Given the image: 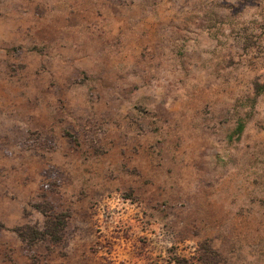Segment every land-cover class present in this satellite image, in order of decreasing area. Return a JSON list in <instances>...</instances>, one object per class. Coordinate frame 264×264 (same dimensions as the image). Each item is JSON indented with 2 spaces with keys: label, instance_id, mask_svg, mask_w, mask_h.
Segmentation results:
<instances>
[{
  "label": "rangeland",
  "instance_id": "1",
  "mask_svg": "<svg viewBox=\"0 0 264 264\" xmlns=\"http://www.w3.org/2000/svg\"><path fill=\"white\" fill-rule=\"evenodd\" d=\"M257 84L264 0H0V264H264Z\"/></svg>",
  "mask_w": 264,
  "mask_h": 264
},
{
  "label": "trees",
  "instance_id": "2",
  "mask_svg": "<svg viewBox=\"0 0 264 264\" xmlns=\"http://www.w3.org/2000/svg\"><path fill=\"white\" fill-rule=\"evenodd\" d=\"M255 94L260 95L264 93V84L255 85ZM245 129V122L240 120L234 133L240 136ZM40 210V209H39ZM42 214L45 217V231L33 232L28 236V239L32 242H49L52 245H62L63 243V231L70 219V213H57L53 208L49 207L47 211L41 209ZM35 264V263H34Z\"/></svg>",
  "mask_w": 264,
  "mask_h": 264
}]
</instances>
